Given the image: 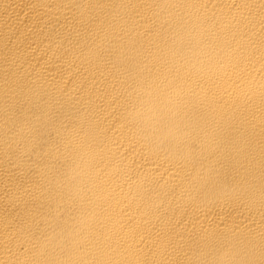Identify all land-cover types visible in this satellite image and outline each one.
Here are the masks:
<instances>
[{"label":"bare ground","instance_id":"obj_1","mask_svg":"<svg viewBox=\"0 0 264 264\" xmlns=\"http://www.w3.org/2000/svg\"><path fill=\"white\" fill-rule=\"evenodd\" d=\"M0 264H264V0H0Z\"/></svg>","mask_w":264,"mask_h":264}]
</instances>
